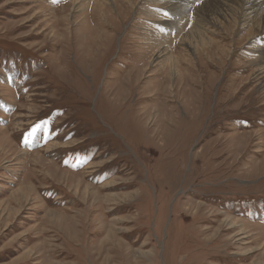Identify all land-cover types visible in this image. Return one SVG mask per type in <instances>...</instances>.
<instances>
[{
    "label": "rangeland",
    "instance_id": "374dc122",
    "mask_svg": "<svg viewBox=\"0 0 264 264\" xmlns=\"http://www.w3.org/2000/svg\"><path fill=\"white\" fill-rule=\"evenodd\" d=\"M169 1L0 0V264H264V20Z\"/></svg>",
    "mask_w": 264,
    "mask_h": 264
},
{
    "label": "bare ground",
    "instance_id": "6f19581e",
    "mask_svg": "<svg viewBox=\"0 0 264 264\" xmlns=\"http://www.w3.org/2000/svg\"><path fill=\"white\" fill-rule=\"evenodd\" d=\"M194 2H196V0H171V1H169L170 6L175 7L176 9L173 12V18L169 21L168 27H169V30H172V31L177 30L180 26L185 27L184 23L186 21H191L190 24H191L192 31L195 30L196 33L199 35V38L201 39V41L203 43H205V39L203 38L205 36V33H206L205 30L207 29V27H205V24L206 25L214 24L217 21V17L219 15H222L225 18H228L229 12H232V10L230 7H228L229 4H227L223 0H201L199 2V4L192 6L194 4ZM242 8L244 11V15H242L241 17H246L245 19H247V17L250 15L260 13L262 19L264 20V0H249L248 3H246L245 5L242 6ZM190 10H192V16H191V19L189 20V18H188L189 13L187 11H190ZM195 16H197V17H195ZM194 36H195L194 38H196L195 34H194ZM186 37H185V40L192 38L191 35H187ZM158 40H160V39H158ZM161 50H162V52L168 51L165 46H164V49H161ZM176 59L177 58L175 55L169 56L170 64H172L171 71L174 69L175 70L174 73L175 72H176V74L178 73L177 81H178V83H180V81L183 79L184 74L182 73V70L179 67L178 61ZM144 63H145V61H143V63L141 65H143ZM261 69H262L261 74H263L264 73V67H262ZM186 72H187V70H186ZM187 80L189 82V78ZM149 111H151V110H149ZM157 119L158 118H156V120ZM25 155H26V153H25ZM94 194L97 196V194L95 192H94ZM61 238H63V236Z\"/></svg>",
    "mask_w": 264,
    "mask_h": 264
},
{
    "label": "snow or ice",
    "instance_id": "6c2138e0",
    "mask_svg": "<svg viewBox=\"0 0 264 264\" xmlns=\"http://www.w3.org/2000/svg\"><path fill=\"white\" fill-rule=\"evenodd\" d=\"M53 2H56V0H53ZM32 135V133H29V136H31Z\"/></svg>",
    "mask_w": 264,
    "mask_h": 264
}]
</instances>
